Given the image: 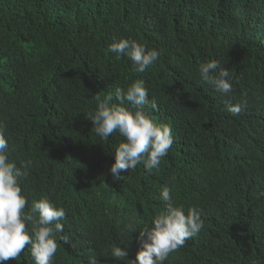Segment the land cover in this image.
I'll return each instance as SVG.
<instances>
[{
    "label": "trees",
    "instance_id": "obj_1",
    "mask_svg": "<svg viewBox=\"0 0 264 264\" xmlns=\"http://www.w3.org/2000/svg\"><path fill=\"white\" fill-rule=\"evenodd\" d=\"M114 38L158 60L138 73L108 52ZM211 60L232 75L231 97L201 80ZM138 80L173 144L152 173L138 165L115 179L123 137L101 141L86 116ZM229 100L246 107L232 114ZM0 121L9 160L32 162L20 179L26 211L43 197L66 211L54 264H129L111 250L135 259L138 231L166 210L164 186L204 221L164 264H264V0H0Z\"/></svg>",
    "mask_w": 264,
    "mask_h": 264
},
{
    "label": "clouds",
    "instance_id": "obj_2",
    "mask_svg": "<svg viewBox=\"0 0 264 264\" xmlns=\"http://www.w3.org/2000/svg\"><path fill=\"white\" fill-rule=\"evenodd\" d=\"M108 52L115 58H128L133 70L143 73L153 65L160 55L157 49H148L143 43L135 40L114 38L108 46ZM202 81L226 97L233 92V77L228 68L221 66L219 60H211L198 66ZM115 101V102H113ZM125 102L130 107L125 106ZM158 109L153 97L149 100V91L142 80L131 83L126 89L116 88L115 93L108 94L99 102L94 113L86 119L91 120L95 134L101 141H108L113 133L123 137V142L115 149V163L109 171L115 179L120 178L122 171L134 170L143 165L146 173L158 169L161 160L168 154L173 144L171 128L166 124H156L144 111L146 104ZM227 110L239 114L246 102L226 103ZM134 109V111L132 110ZM239 155L251 167V159L245 154L242 144ZM9 138L6 137V126L0 121V264H25L28 255L26 246H31L30 253L34 264H54L58 249V239L67 242L61 221L66 216L62 207H57L47 197L33 201L30 207L27 198L22 195L21 178L29 176L28 169L32 162L10 161L7 155ZM89 166V164H88ZM160 198L166 210L157 214L151 225H145L138 231L136 240L139 250L134 260H128L127 248L113 247L111 255L117 261L127 260L129 264H164L169 255L183 247L185 242L196 236L204 226L200 211L190 207L187 211L182 205H174L171 189L162 187ZM30 225V231L26 226ZM129 231L137 232L133 225Z\"/></svg>",
    "mask_w": 264,
    "mask_h": 264
}]
</instances>
